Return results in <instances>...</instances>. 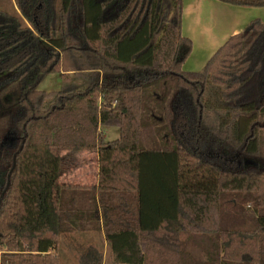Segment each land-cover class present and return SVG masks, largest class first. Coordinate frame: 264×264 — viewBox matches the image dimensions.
Returning <instances> with one entry per match:
<instances>
[{"label":"trees","instance_id":"obj_1","mask_svg":"<svg viewBox=\"0 0 264 264\" xmlns=\"http://www.w3.org/2000/svg\"><path fill=\"white\" fill-rule=\"evenodd\" d=\"M13 1L21 15L0 5L1 264H60L64 231H103L125 264H264V22L186 71L182 0ZM71 72L85 87L39 89ZM68 151L98 153L97 186L62 182ZM80 259L104 264L94 244Z\"/></svg>","mask_w":264,"mask_h":264},{"label":"crops","instance_id":"obj_2","mask_svg":"<svg viewBox=\"0 0 264 264\" xmlns=\"http://www.w3.org/2000/svg\"><path fill=\"white\" fill-rule=\"evenodd\" d=\"M182 32L193 42L191 54L183 64L186 71L202 70L217 50L233 35L242 32L254 19L264 22V6H243L223 0H182ZM16 13L20 14L14 3ZM99 165L97 175H99ZM97 186L95 182L78 183ZM75 232V231H71ZM100 232V231H99ZM105 247H109L101 231ZM62 235V234H61ZM61 237V236H60ZM82 245L83 242H79ZM90 241L86 247L90 246ZM104 255V264H106ZM116 262L112 254V263Z\"/></svg>","mask_w":264,"mask_h":264},{"label":"rangeland","instance_id":"obj_3","mask_svg":"<svg viewBox=\"0 0 264 264\" xmlns=\"http://www.w3.org/2000/svg\"><path fill=\"white\" fill-rule=\"evenodd\" d=\"M0 5L11 11L15 15L13 0H0ZM20 19L22 16H19ZM23 20V18H22ZM26 24V21H22ZM64 84H72L80 88L85 87L83 81L74 73L65 74H49L40 84L39 89L45 91L59 90ZM107 140H113L119 137L120 131L116 124L105 123L101 125ZM260 157L264 158V130L261 135V152ZM98 153L95 151H76L64 152L61 157V180L64 183L78 182L87 183L97 181L98 175ZM59 259L60 264H80L81 254L86 250V245L90 243L97 245L98 248L106 256V264H125L114 262L112 263V252L110 247H105L104 238L101 231H64L60 235ZM80 245L79 242H83ZM90 245V244H89ZM3 254L0 252V264Z\"/></svg>","mask_w":264,"mask_h":264}]
</instances>
